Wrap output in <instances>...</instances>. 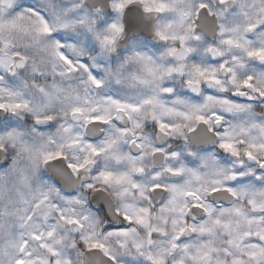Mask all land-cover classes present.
<instances>
[{
  "label": "clouds",
  "instance_id": "obj_1",
  "mask_svg": "<svg viewBox=\"0 0 264 264\" xmlns=\"http://www.w3.org/2000/svg\"><path fill=\"white\" fill-rule=\"evenodd\" d=\"M21 261L264 264V0H0Z\"/></svg>",
  "mask_w": 264,
  "mask_h": 264
},
{
  "label": "snow or ice",
  "instance_id": "obj_2",
  "mask_svg": "<svg viewBox=\"0 0 264 264\" xmlns=\"http://www.w3.org/2000/svg\"><path fill=\"white\" fill-rule=\"evenodd\" d=\"M227 147H231V145H226ZM20 264H24V262L23 261H21L20 262Z\"/></svg>",
  "mask_w": 264,
  "mask_h": 264
}]
</instances>
